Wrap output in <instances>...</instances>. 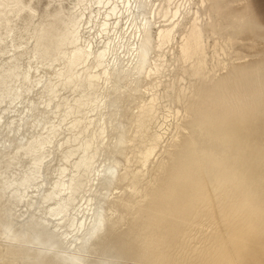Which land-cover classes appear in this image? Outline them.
Segmentation results:
<instances>
[{"label": "bare ground", "instance_id": "1", "mask_svg": "<svg viewBox=\"0 0 264 264\" xmlns=\"http://www.w3.org/2000/svg\"><path fill=\"white\" fill-rule=\"evenodd\" d=\"M39 1L0 0L4 5H24L21 9L0 7V260L15 258L3 246L9 230L24 236L21 258L45 259L47 248L56 243L65 253L61 259L71 264L82 248L79 234L73 239L69 222L58 224L46 214L43 219L48 223H43L40 205L45 197L50 208L68 199L65 185L73 183L75 164L62 161L72 154L73 160L92 162L94 137L101 128L106 127L108 138L125 137L121 150L126 155H115L116 163L144 168L141 161L152 148L149 172L173 159L167 142L169 129L161 127L165 120L159 118L156 123L150 109L138 111L151 96L130 86L143 66L147 37L156 40L161 31L173 30L178 42L191 21L181 7L188 0H48L42 11ZM29 6H33L30 11ZM238 10L249 14L244 5ZM206 43L209 63L213 58L246 63L241 62L240 45L228 37L219 39V45L216 38ZM155 59L156 55L149 56L150 61ZM117 85L129 90L120 91ZM114 104L119 105L117 110ZM263 115L264 73L259 71L210 83L196 102L193 135L197 150L188 163L224 189L233 236L240 222L257 218L252 219L255 198L247 192L254 179L255 158L244 140L253 138V128ZM170 131L176 132L175 127ZM61 167L69 171L60 175ZM87 171L81 168V174ZM126 187L121 183L114 191L119 196ZM80 206L76 204L77 209ZM170 227L179 249L175 258L213 259L207 243L210 225L203 218L177 213ZM193 238L200 239L199 249L191 247ZM145 243L152 244V240L146 238ZM87 258H107L104 246H92Z\"/></svg>", "mask_w": 264, "mask_h": 264}, {"label": "snow or ice", "instance_id": "2", "mask_svg": "<svg viewBox=\"0 0 264 264\" xmlns=\"http://www.w3.org/2000/svg\"><path fill=\"white\" fill-rule=\"evenodd\" d=\"M199 6L205 7L204 4ZM0 7L21 9L24 5L0 3ZM181 7L191 21L184 29L183 36L176 42L173 30L161 31L156 40L149 35L144 44L143 66L138 67L130 86L151 96V100L146 101L138 111L150 109L156 123H159V118L165 120L161 127L169 129L171 139L167 142L173 159L161 163L158 170L154 168L149 172L148 160L155 152V148H152L141 161L144 168L137 170L116 163L115 155H126L121 150L125 137L113 135L108 138L106 127L99 129L94 137L96 152L92 162L73 160L72 154L65 156L63 165L69 162L75 164L72 170L73 183L71 186L65 185L68 199L50 208L49 197H45L44 203L40 205V216L45 224L48 223L43 219L45 214L58 224L69 222L73 239L79 234L82 248L71 264H205L199 259L175 258L179 249L172 240L170 221L177 213L203 218L210 225L207 237L209 243L239 244L240 238L232 235L233 218L227 210L224 189L217 181L206 180L195 166L188 163L197 150L193 135L197 126L194 116L196 102L212 82L217 69L215 58L209 63L206 54L210 47L206 39L210 41L211 33L206 31L199 12L193 16L190 11L191 0ZM217 41L219 45V39ZM169 52L170 60L167 59ZM150 55H156V59L150 61ZM117 88L120 91L129 90L119 85ZM118 107V104L113 105L114 110ZM173 126L176 129L174 133L170 131ZM136 131L139 135L140 128ZM82 167L88 171L81 174ZM67 171V167H61L60 175ZM40 178L44 179L42 176ZM121 183L127 184V187L118 196L114 189H119ZM77 203L81 205L78 209ZM260 203L261 238L264 241V165L260 176ZM56 231L61 232L63 229L57 228ZM146 238L152 240V245L159 252V259L145 261L122 258L135 253ZM63 239L67 241L68 236L65 235ZM23 243L22 234L6 230L3 246L15 258L0 260V264H70L61 259L65 253L56 243H51L47 248L45 259L21 258ZM101 245L107 258L88 259L92 246ZM191 247L199 249L200 239L193 238Z\"/></svg>", "mask_w": 264, "mask_h": 264}, {"label": "clouds", "instance_id": "3", "mask_svg": "<svg viewBox=\"0 0 264 264\" xmlns=\"http://www.w3.org/2000/svg\"><path fill=\"white\" fill-rule=\"evenodd\" d=\"M204 4L205 7L199 5ZM241 6H234L231 0H191V13L195 9L199 12L200 19L204 21L206 31L211 33V38L221 39L228 37L233 44H239L247 50L246 63H227L216 61V71L211 83L224 80L234 75L243 74L247 71H259L264 73V24L252 19L245 11L238 10ZM195 12V13H196ZM193 14V13H192ZM206 18V19H205ZM264 165V148H262L261 168ZM261 176V172H260ZM260 176L258 186L254 179L247 185V192L253 198L260 201ZM261 245L264 241L261 238ZM130 260L155 261L160 258L158 250L152 244H143L135 253L126 257ZM205 264H264V259L259 262L241 259L239 248L236 246H225L218 252L214 259L202 260Z\"/></svg>", "mask_w": 264, "mask_h": 264}, {"label": "rangeland", "instance_id": "4", "mask_svg": "<svg viewBox=\"0 0 264 264\" xmlns=\"http://www.w3.org/2000/svg\"><path fill=\"white\" fill-rule=\"evenodd\" d=\"M233 1H234V3H233L234 6L238 5V3L246 6L248 11H249V14L251 15V18L255 19L260 24H264V0H231V2H233ZM47 4H48V0H40L38 2V8L41 11L46 10ZM238 53L240 55L241 62H246L247 58H248L247 50L240 46L238 49ZM244 57L246 60L243 59ZM257 130H258V132H257ZM261 135H262V137H261ZM251 137H253V138H251V140H244V142H247L246 146L252 151L253 156L255 158L254 180L256 181V184L258 186V181H259V176H260L259 172H261L262 148H264V145H263L264 144V141H263L264 140L263 139L264 138V115L260 118V120L256 123L255 127L253 128V134ZM251 147H252V149H251ZM253 147H255V148H253ZM257 157L260 159H258ZM255 204H256V210H255V215H254L255 217H253L252 219H255L257 217L259 219V221L257 220V218L255 221L253 220L252 222H251V219L250 220L247 219L248 221L243 220L244 222L245 221H247V222L244 223L242 221L243 223L240 222L238 225V232L237 233H239V231H240V233H239L240 237L236 236V235H239L237 233H236V235H234L236 237H234V236L233 237L234 238L239 237L240 239H242V240H239V243H240V244H238L239 246L234 244V246L236 245V247L239 248L241 259L247 258L248 260L259 262L261 259H264V254L261 255L264 251V246L261 245V217H260L261 216V203H260L258 198H255ZM240 228H242V229H240ZM254 235H255V237H254ZM244 241H246L247 243H244ZM207 243H208V241H207ZM251 243L252 244L255 243V244L252 245ZM208 244H211L208 246L210 248H212L211 249L212 252H210V254L214 255V256H212L213 259L216 258V256L218 255V252L221 249H223L225 246H231V244L225 245L223 242H213V243H208ZM212 246H214V247H212ZM232 246H233V244H232ZM216 248H218V249L216 250ZM254 248L257 249V252L254 251V253H253L252 250H255ZM215 250H216V253H215ZM257 253H258V255H257ZM196 254L197 253L194 252L192 256H195ZM252 254L254 257L252 256ZM242 255H245V256H242ZM246 255H247V257H246ZM250 257H251V259H250ZM256 257H257V259H256Z\"/></svg>", "mask_w": 264, "mask_h": 264}]
</instances>
